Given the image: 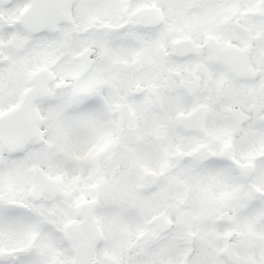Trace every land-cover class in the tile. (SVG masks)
<instances>
[{
  "label": "snow or ice",
  "instance_id": "obj_1",
  "mask_svg": "<svg viewBox=\"0 0 264 264\" xmlns=\"http://www.w3.org/2000/svg\"><path fill=\"white\" fill-rule=\"evenodd\" d=\"M0 264H264V0H0Z\"/></svg>",
  "mask_w": 264,
  "mask_h": 264
}]
</instances>
